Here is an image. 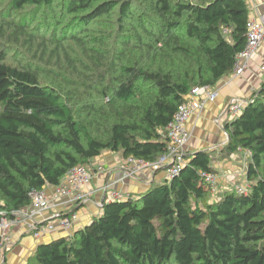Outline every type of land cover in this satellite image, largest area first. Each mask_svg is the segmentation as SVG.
Wrapping results in <instances>:
<instances>
[{"label":"trees","instance_id":"trees-1","mask_svg":"<svg viewBox=\"0 0 264 264\" xmlns=\"http://www.w3.org/2000/svg\"><path fill=\"white\" fill-rule=\"evenodd\" d=\"M66 2L67 14L80 17L78 30L115 9L126 21L140 5L138 0ZM10 3L13 12L58 8L57 0ZM144 3L150 11L143 14L153 13L164 30L149 48L158 53L123 51L107 61L104 53L96 64L103 71L94 80L73 84L59 76L71 89L44 82L45 74L58 77L55 71L13 64L0 50V212L11 216L30 207L33 190L60 186L70 169L90 166L106 151L154 163L167 152V127L192 90L215 88L234 72L247 45V0ZM14 27L17 36L26 35V24ZM69 35L84 47L81 33ZM139 40V50H147L146 39ZM35 57L46 68L52 65L45 51ZM53 64L61 72L74 67L69 61L63 68L59 58ZM226 132L227 156L250 154L244 194L226 192L212 200L204 178L216 173L212 154L188 153L177 176L105 203L102 214L72 236L41 243L28 264H264V84L239 118L227 122ZM1 241L0 236V250Z\"/></svg>","mask_w":264,"mask_h":264},{"label":"crops","instance_id":"crops-1","mask_svg":"<svg viewBox=\"0 0 264 264\" xmlns=\"http://www.w3.org/2000/svg\"><path fill=\"white\" fill-rule=\"evenodd\" d=\"M251 17L264 15V0H247ZM264 60V42L258 53L249 62L248 68L241 76L231 74L222 79L214 88L219 96L215 102L206 104L203 110L194 114L188 122L187 129L190 139L187 143L189 153L208 151L213 156H224L225 146L228 142L226 132L229 117L227 111L233 100L242 102L245 106L251 100L254 92H257L264 84V74L260 73V66ZM246 155L248 153L238 151L227 156L219 162H214V168L220 167V186L228 190L232 180L246 182ZM126 164L121 153L106 151L90 164L94 174L92 189L95 193L88 201L79 205L69 204L66 198H59L55 195V188L47 187V194L51 201L52 209L45 214L44 219L57 220L58 216H67L77 213L79 218L74 225L72 232H66L59 228L53 233H43L36 238L28 232L24 226L16 227L9 233L10 245L0 250V264H28L34 256L37 247L41 243H49L59 237L72 236L77 230L85 227L103 212L100 205L103 202L104 193L101 189L105 185L111 186L114 190L121 191L127 195L138 194L146 191L154 182L164 179V173L152 168H147L140 174L138 179L123 181L122 168ZM217 174V173H215ZM228 178V179H226ZM230 181V182H229Z\"/></svg>","mask_w":264,"mask_h":264},{"label":"rangeland","instance_id":"rangeland-1","mask_svg":"<svg viewBox=\"0 0 264 264\" xmlns=\"http://www.w3.org/2000/svg\"><path fill=\"white\" fill-rule=\"evenodd\" d=\"M65 2L66 0H57L56 6L58 8L53 10L25 8L23 11L13 12L10 0H0V50L9 55L11 63L20 66L28 65L48 72L55 71L58 73V77L61 75L64 78L67 77L73 84H81L85 82V78L93 79L103 71L96 64L101 61L104 53H108L106 61L111 60L112 56L123 51L130 52L133 56L150 55V53L156 55L158 53L156 50L150 52L149 48L155 42V38L159 37L158 34L164 33V30L161 31V25L157 21H153V13L151 18L143 14L142 10L150 11L144 0H138L140 5H134L131 18L126 21L121 22L119 9H115L112 14L98 19L94 24L92 23L88 29L84 27L79 28V30L80 17L68 15L65 10L68 3ZM27 14L32 18L29 19L30 22L25 20ZM23 20L27 26L26 35L17 36L14 26L25 27V24L21 22ZM121 26H126L123 32ZM77 31L82 35L84 47L76 45L71 40L69 34H77ZM146 31L152 33V35H149ZM159 31L161 32L158 33ZM141 38L146 39L147 50H139V39ZM124 42H130L131 47L125 49ZM134 46H137V48L133 49ZM42 51H45L48 56H51L49 58L53 60L49 68H46V65L35 59V56L40 55ZM58 58L61 60L63 68L69 65V61L74 67H66L64 72H61L60 68L53 64ZM83 65L89 70L86 71ZM98 65L100 64L98 63ZM44 77V82L47 84H55L64 88V90L72 88V85H69L68 82H63L62 77L55 78L53 75L49 77L47 74ZM249 156L250 154L246 155L245 159L246 171ZM224 158H227V156H213V164ZM220 169V167H215L216 175H220ZM245 180L244 183L237 181V179L232 180V183L228 185V190L221 187L219 181L215 192H212V200L219 199L226 192L238 193L240 187L248 188L250 184L247 182V172Z\"/></svg>","mask_w":264,"mask_h":264},{"label":"built area","instance_id":"built-area-1","mask_svg":"<svg viewBox=\"0 0 264 264\" xmlns=\"http://www.w3.org/2000/svg\"><path fill=\"white\" fill-rule=\"evenodd\" d=\"M264 42V15L251 17L247 23V45L236 59L235 69L232 73L235 76H241L248 68L252 57L258 53ZM260 73L264 74V60L260 66ZM219 94L211 87H197L192 90L188 97V102L181 105L175 116L174 121L167 127L168 150L154 163H148L135 158L126 160L122 168L123 181L138 179L140 174L147 168L164 172L166 179H172L177 176L185 164L186 156L189 153L187 143L190 134L187 129L188 122L197 112L204 109L207 103L215 102ZM245 105L242 102L233 100L227 111L230 119L239 118ZM206 183L210 186L212 192H215L220 177L216 174H206L204 176ZM94 174L90 166H77L68 171L62 184L55 187V195L59 198H66L69 204L79 205L85 203L95 193L92 189ZM247 187L238 188V194H244ZM101 191L104 193L103 205L107 202L125 200L128 195L114 190L111 186L105 185ZM31 206L14 212L11 216L5 212H0V236L1 248L5 249L10 245L9 233L12 229L24 226L28 232H31L36 238L41 234L53 233L57 228L72 232L79 216L72 213L67 216H58L57 220H47L45 214H48L53 208L47 194V187L41 190H33L30 193Z\"/></svg>","mask_w":264,"mask_h":264}]
</instances>
